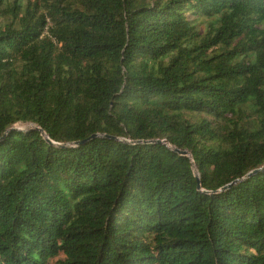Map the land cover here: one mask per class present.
Listing matches in <instances>:
<instances>
[{
  "label": "trees",
  "instance_id": "obj_1",
  "mask_svg": "<svg viewBox=\"0 0 264 264\" xmlns=\"http://www.w3.org/2000/svg\"><path fill=\"white\" fill-rule=\"evenodd\" d=\"M0 264H264V0H0Z\"/></svg>",
  "mask_w": 264,
  "mask_h": 264
},
{
  "label": "water",
  "instance_id": "obj_2",
  "mask_svg": "<svg viewBox=\"0 0 264 264\" xmlns=\"http://www.w3.org/2000/svg\"><path fill=\"white\" fill-rule=\"evenodd\" d=\"M10 132V131H9ZM93 138H95V137H93ZM155 143H157V144H161L162 142H155ZM178 155H180V156H184V157H188V154L185 152V151H175ZM252 175V173L251 174H249L247 177H250Z\"/></svg>",
  "mask_w": 264,
  "mask_h": 264
},
{
  "label": "rangeland",
  "instance_id": "obj_3",
  "mask_svg": "<svg viewBox=\"0 0 264 264\" xmlns=\"http://www.w3.org/2000/svg\"><path fill=\"white\" fill-rule=\"evenodd\" d=\"M21 131H25L26 130V127H21V128H19Z\"/></svg>",
  "mask_w": 264,
  "mask_h": 264
}]
</instances>
